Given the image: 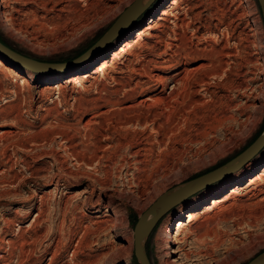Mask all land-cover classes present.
<instances>
[{"label": "rangeland", "instance_id": "obj_1", "mask_svg": "<svg viewBox=\"0 0 264 264\" xmlns=\"http://www.w3.org/2000/svg\"><path fill=\"white\" fill-rule=\"evenodd\" d=\"M1 1L0 40L3 44L37 60L75 64L82 58L74 60L96 45L135 0L121 3L120 10L113 7L101 17L102 20L95 19L94 25L91 24L88 29L80 31L77 37L68 40L69 42L59 40L56 46L42 43V35H38L37 39V35L31 36L24 30L19 31L18 25L23 24L25 19L24 9L13 2L9 7H3ZM171 2L172 0H154L150 7L106 48L82 64L62 70L61 78L54 81L49 82L47 78L56 72L26 71L0 53V57L7 60L9 66L15 70L9 75V72H3V67L0 66V150L8 141L11 147L9 146L7 154L12 159L11 164H16L12 171L0 174V179L5 176L18 177L14 180L16 184L13 187L0 182V235L5 241L14 240L24 233L29 240L31 236H39L29 254L30 258L24 264H50L60 238L63 245L60 257L54 264H71L69 261L84 229L96 228L95 223L106 222L109 217L117 221L112 220V224L108 223L109 226L105 224L106 229L100 232L99 237L90 235L89 244L85 247L84 254L78 255L76 264H84L88 260L93 264H140L134 253V229L139 217L163 193L232 160L264 131V19L258 0H181L179 7L169 9ZM114 4L109 3V6H116ZM166 9L171 16L168 17V22L158 25L160 27L155 30V37L144 36L116 63L111 62L104 73H95L97 68H100L105 60L112 59L126 42L134 43L138 34ZM176 23L179 28H175ZM172 29L176 31L178 40ZM157 35H160L163 41L156 37ZM160 41L164 42L163 46L159 51H153ZM165 43L171 44L167 54H164ZM198 44H201L200 50L205 52L190 60L191 70L201 65H209L208 59L217 61L218 54L224 52L223 47L230 53V56L225 58V69L223 67L221 75L209 80L213 86L211 92L218 93L214 102H219L221 96H226L227 100H223L225 108H229L230 115L235 118L226 124V130L221 128L213 132L207 137L209 140L206 143L186 142L182 144L184 146L180 145L182 150L186 151L184 163L170 151L168 155L163 154L164 158L158 159L159 161L155 158L152 164L138 166L130 150L125 148L122 154L127 161H119L118 158L117 164L112 163L110 175L107 176L105 172L108 163L102 161L100 165L94 163L88 167L73 159L69 148L79 147V151L84 152L89 145V137L86 136L89 129L95 126L88 125L91 119L101 111L112 110L106 104L95 100L100 97L108 98L111 92L119 88L118 82L122 80L123 75L118 74L117 68L131 66L137 62L139 55L150 61H162L164 58L171 60V55L179 50L175 46L182 45L187 49L197 50ZM177 53L174 63L169 66L178 62L184 67L186 53L180 50ZM90 63V77L74 83L73 79L80 70ZM169 66L161 71V77H166ZM150 67L153 68L151 65ZM210 70L206 73H211ZM170 88L172 89V86ZM210 98L207 96L204 101L210 102ZM80 104L83 109L78 111ZM210 105L212 106L213 102ZM70 138H73V141H70ZM19 140L28 141L25 148L12 145ZM216 147L219 149L215 150V157L213 154L210 156L209 152ZM201 148H205L204 160L196 162L194 154ZM159 153L160 149L155 148V157ZM191 161L195 162L190 163ZM175 164L180 168L187 166L184 171L186 174L173 171L169 179H162ZM140 167L141 170H138ZM263 172L264 148L240 170L211 184L171 209L158 222L148 238L147 252L151 264H163V261H168L165 257L167 249L162 240L165 237L162 230H167L173 220L169 230L170 236H177L178 222L189 221L184 216L180 219L181 210L185 211V215L193 212L196 207L191 202L202 195V201L205 202L198 208V212H202L206 207L212 208L214 199L225 198L237 186L236 175L243 176L241 184L247 186L252 178ZM93 178L102 181L104 186L93 181ZM263 181L262 175L254 186L255 193L254 190L249 193L240 192L230 198L225 206L218 207L215 216L210 215L214 217L211 218L213 221L209 224V230L221 240L218 248V252L224 254L221 256L224 257L225 253L229 252L228 255L233 258H230V264H248L264 252V194L261 193L264 192ZM225 183L227 185L221 188ZM8 188L17 190L18 195L9 196L6 193ZM10 189L8 190L11 191ZM42 196L45 198L43 203ZM40 207L47 211V215L38 224L32 225ZM208 218L201 216L184 232L182 237L189 238L191 245L188 249L196 251L214 244L215 237L207 238L205 245L194 242L197 235L205 232ZM77 227H82V230ZM3 247L8 249L7 244ZM178 247L175 242L173 250L177 251ZM242 248L243 252L240 251ZM172 259L180 261L181 254L173 256ZM14 264H17V259Z\"/></svg>", "mask_w": 264, "mask_h": 264}, {"label": "bare ground", "instance_id": "obj_2", "mask_svg": "<svg viewBox=\"0 0 264 264\" xmlns=\"http://www.w3.org/2000/svg\"><path fill=\"white\" fill-rule=\"evenodd\" d=\"M105 1H108V3H105ZM125 1L127 0H2L1 4L3 5V7H9L11 2L18 4L21 8L24 9L23 12H25V19L23 21V24L18 25L19 27L17 29L19 31L24 30L28 34H31V36L37 35L35 37L37 39H39L38 35H42L43 38L40 40L42 43L46 44L47 46H54L56 43H58L59 40L68 41L77 37V34H79L80 31L87 28L91 24L94 25L95 19H101V17L108 13L110 9H112L113 7L119 8L120 4ZM153 1L154 0L144 1L145 9L142 11V13L150 7ZM179 1L181 0H172L169 9L179 7ZM109 3H115L114 5L116 6H109ZM15 11L19 12L18 10ZM168 11V9L163 10L160 16L156 17L147 28H145L144 30H142V32H140V34H138L137 40L134 41V43L126 42L119 50V52L115 53L112 59L105 60L100 66V68H97L95 73H104L105 70L110 67L111 62L116 63V61H118L121 57L127 54L128 50L131 49L135 43L141 41L144 36L155 37V30L160 27L158 25L161 24V22L166 23L169 21L168 17H170L171 15ZM137 17L138 16L128 17L127 19H125L122 25V29H120V32L114 38L123 34L129 28V26H131V24L137 19ZM11 18L13 19L14 17L11 16ZM178 20L180 19L178 18ZM14 25L16 24L14 23ZM175 28H179L177 23L175 24ZM172 32L174 33L175 38L177 39L176 31L173 30ZM156 37L160 38L161 36L157 35ZM162 41L158 42V46H155L152 50L159 51L164 43ZM110 42L104 44L101 47H98L97 49H94L90 54H88L75 64H82L83 62L87 61L92 56L99 53L102 49L106 48ZM182 45L175 47L180 51L186 53V63L184 64V67L181 66V64L178 62L175 65L169 66L171 63H174V57L178 56L177 52L179 50H177V52L171 55V60H166L164 58L162 61H150L145 60V57L143 55H139L137 57V62L133 63L131 66L117 68L118 74L123 75L122 80L118 82L119 88L111 92L108 98L100 97L95 100L96 102L104 103V105L106 104L107 106L111 107L112 110L101 111V113L94 116V118L91 119V121L88 123V125L94 124L95 126L89 129L87 136L85 135L86 137H89L90 141L89 145L86 148V151H79V147L69 148L71 149V155L73 159L77 163L84 164L90 167L93 166L94 163L95 165H100L102 161L106 162L109 164V166H106L107 171L105 172V174L109 176V169L111 168V165L117 164L116 161L118 160V158L119 161H127V158L122 154V151L125 148L130 150L138 166L152 164L153 159L155 158H157V160H161L162 158H164L162 157L163 154L168 155L170 151H172L174 155L178 156L180 162H183V158L185 156L186 151L182 150L180 145L186 142H188L187 144H189V142L202 144L203 141H205L206 143V141L209 140V138L207 139V137L210 136V134L216 132L218 129L225 128L227 123L235 120V118L230 115L229 108H225L226 106L223 100H227L226 96H221L219 98V102L215 101L218 103L214 102L215 98H218V93L216 91L211 92L213 86L209 82V80L217 78L219 74L221 75V70L225 69V58L229 57L230 53L226 52L227 49L223 47L224 52H220L218 54V62L214 61L211 58L208 59L211 65L209 63V65H201L200 67L191 70L189 68L191 65L190 60L197 56H200V53L205 51L200 50L199 45L201 44L197 45V50H192V48L187 49V47ZM170 47V43H165L166 50L164 54H167ZM0 53L3 54L1 50ZM75 64H66L64 66L48 65L40 69L27 68L21 65L19 66L21 69L33 73L56 72L47 78V80H49L50 82L61 78V71L69 70ZM91 64L92 63L85 65L80 70V73L73 79L74 83L77 84L81 79L86 80L88 77H90V75L88 74L90 72L88 71L90 70ZM150 65L153 66L154 69L151 68ZM0 66L3 67V72H9V75L10 73L15 72V70L11 66H9L7 60L1 57ZM168 66L169 72L166 74V77H161V71L165 70ZM207 70H210L212 72L206 73ZM30 72L27 73L33 76V74ZM171 86L172 89L170 88ZM215 89L216 87L213 90ZM59 92L62 94L61 90H59ZM207 96L211 97L210 102L204 101ZM212 102L213 105L211 106L210 104ZM81 105L82 104H80L78 111L80 109H83V105ZM70 141H73V138H70ZM27 142L28 141L19 140L18 142L12 145L19 148H25ZM9 144L10 143L7 141L4 145L2 144L3 146H1L0 174H3L4 172L6 173V171H12V168L16 166V164H11L13 163L11 162L12 159L7 154L8 148L10 146ZM162 146L163 148L161 149L160 147ZM155 148L160 149V153L157 155V157H155ZM205 148H201L198 152H196V154H194L196 162L204 160ZM218 149L219 147H216L215 149L210 151V156L211 154L214 155V153L216 152L215 150ZM259 152L250 159H248L242 165L240 164L235 167L229 174L240 170L243 166L252 161V159H254L259 154ZM221 155L223 154L221 153ZM210 156L208 157H213ZM195 161H191L190 163H194ZM178 166H176L175 164V166L171 169L169 173L167 172V174H164L162 176V179H169L170 173L172 174L173 171H177V173H183L187 167L185 166L180 168ZM138 170H141V167ZM186 171L189 172V170ZM174 174L175 173H173V175ZM262 175L264 176V172L257 175L255 178H252L247 186L241 184V178L243 176L236 175V177L238 176V183L236 184L237 186L225 198L214 199L212 208L206 207L202 212H198V208L201 206L202 203L205 202L202 201L204 197L202 195L199 198L195 199V201L191 202V204H194V206L196 207L193 212L185 215V211L181 210L180 219H182L184 216L187 217L189 221L188 223L182 220L178 222L179 228L177 236L174 238H171L170 236L171 232L169 230L173 225V220L169 223L167 230H162L163 234H165V237L162 240L164 241L165 247L167 249L165 257L168 258V261H163V264H230L231 256L228 255L229 252L225 253L226 256L224 257L221 256L224 254H220L218 252L221 240L219 239V237L212 234L209 230V224L211 221H213V219L211 218L215 216V210L220 206H225V204L230 201L229 199L233 196L238 195L240 192L249 193L253 191L255 184H257V181L260 180ZM65 176H67V174H65ZM176 177L178 176L176 175ZM9 178L12 179L10 180ZM17 178V175L13 177L5 176L0 179V182L6 183V185L9 187H13L16 184L14 180H16ZM91 178L92 177H90V179ZM210 178L212 179V176ZM210 178L198 180L196 186L193 188L190 194L184 195V197L181 198L179 203H177L174 207H176L185 199L209 187L211 184L224 179L221 178L219 180L206 182ZM93 179V181L99 183L100 186H104V183L102 181L97 180L95 178ZM226 185V183L223 184L221 188L225 187ZM8 189V192L6 191L8 195H18L17 190L12 189V191L10 189L11 191H9ZM156 189L157 187L155 188V190ZM253 193H255V190L253 191ZM261 193L264 194V192ZM44 199L45 198L42 196L41 202ZM212 214H214V216L210 217V215ZM46 215L47 211L43 207H40L32 225L38 224L42 219L45 218ZM105 216L108 215L105 214ZM201 216L209 217V220H207L206 222V228L204 227L205 232L201 235H197V238H195L194 242L201 245H205V242L209 237H215V241L212 246L207 245V247H205L203 245V249H198L194 251L192 249H188V247H191V245L189 244V238H183L182 236L184 235V232L188 228L192 227L193 223H195ZM112 220V217H109V220L106 222L101 221L95 223L96 228L86 227L84 229L83 235L77 242L73 251L72 258L69 261L71 264H76L77 257L80 253L84 254V249L89 244L88 240L90 235L94 234L98 236L100 232H102V230L105 228L104 225L107 224L109 226L108 223H111ZM116 221L113 220V222ZM77 228L82 230V227ZM38 237H36V235L31 236V239L29 240L27 238V235L24 233L14 240H6V242L4 238L0 235V264H14L15 259H17V264H24L30 258L29 254L33 251L32 248H34L33 246L36 245ZM175 242L179 245L177 251L173 250V244H175ZM5 244L8 245V249H6V247H3ZM62 245V240L60 238L56 244V252L53 258L50 260V264H54V261H56L58 257H60L59 255L62 249ZM129 247H131V245ZM240 251L243 252V248L240 249ZM177 254H181L180 261H175L174 259H172V257ZM85 263L93 264V262H91L90 260L86 261Z\"/></svg>", "mask_w": 264, "mask_h": 264}, {"label": "water", "instance_id": "obj_3", "mask_svg": "<svg viewBox=\"0 0 264 264\" xmlns=\"http://www.w3.org/2000/svg\"><path fill=\"white\" fill-rule=\"evenodd\" d=\"M145 0H135L129 7H127L123 13L117 18L109 30L104 34V36L94 45L89 51L80 56L81 59L91 53L94 49L103 46L104 44L110 42L122 29V25L128 17L139 16L145 9ZM261 7L263 19H264V0H258ZM0 50L4 55L12 59L19 65L27 68L40 69L48 65L60 66L66 63H51L24 55L17 50L3 44L0 40ZM264 146V131L262 134L242 153L228 161L227 163L217 167L207 173H204L178 187H174L163 193L157 198V200L139 217L135 225V256L140 264H151V261L147 252V241L158 224V222L184 197V195L190 194L193 188L196 186L197 181L201 179H207L212 176L206 182H211L213 180H219L227 176L235 167L242 165L248 159L256 155ZM205 182V183H206ZM248 264H264V252L259 254L256 258L250 261Z\"/></svg>", "mask_w": 264, "mask_h": 264}]
</instances>
